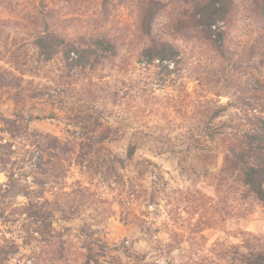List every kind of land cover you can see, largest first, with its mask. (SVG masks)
Returning a JSON list of instances; mask_svg holds the SVG:
<instances>
[{
    "label": "rangeland",
    "instance_id": "374dc122",
    "mask_svg": "<svg viewBox=\"0 0 264 264\" xmlns=\"http://www.w3.org/2000/svg\"><path fill=\"white\" fill-rule=\"evenodd\" d=\"M158 1L149 35L150 0H0V264H232L264 248V204L222 173L264 132V0H233L212 41L176 29L192 0ZM46 33L63 42L47 61ZM153 41L181 50L170 71L143 57ZM30 201L48 202L50 231Z\"/></svg>",
    "mask_w": 264,
    "mask_h": 264
},
{
    "label": "trees",
    "instance_id": "16d2710c",
    "mask_svg": "<svg viewBox=\"0 0 264 264\" xmlns=\"http://www.w3.org/2000/svg\"><path fill=\"white\" fill-rule=\"evenodd\" d=\"M190 1V0H185ZM192 10L186 11L185 16L179 19L176 29L180 35L189 39L196 32L201 33L209 41L213 38V26L221 20L228 22L232 11L233 0H192ZM164 8V4L158 0H150V3L143 12V29L151 35L158 15ZM261 15L264 17V3L261 6ZM224 32H220L218 40L223 39ZM221 43V41H219ZM45 60H51L57 50L62 47L63 42L58 36L46 33L40 36L36 42ZM96 44L104 51L109 52L115 49L112 42L97 38ZM68 57L70 51H67ZM181 50L169 42L153 41L151 46L143 51V57L149 63L159 61L163 71H170L168 63L177 65L180 61ZM84 57L80 59L82 61ZM1 76V74H0ZM1 81V80H0ZM226 107L214 112V118L219 117ZM264 123V119H260ZM210 133V132H209ZM219 133V127L213 128L210 133L212 140ZM136 154V147H129L128 158L133 159ZM222 173L236 175L237 178L249 189L260 202L264 204V132H246L238 146L229 148L224 160ZM12 178V177H11ZM48 202L36 204L29 202L24 214L27 221L40 223V227L46 231L52 229L53 214L47 210ZM232 264H264V248H248L247 253H241L235 249L232 252Z\"/></svg>",
    "mask_w": 264,
    "mask_h": 264
}]
</instances>
